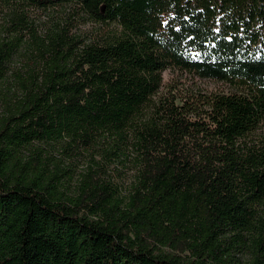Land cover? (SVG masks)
<instances>
[{"label":"trees","instance_id":"trees-1","mask_svg":"<svg viewBox=\"0 0 264 264\" xmlns=\"http://www.w3.org/2000/svg\"><path fill=\"white\" fill-rule=\"evenodd\" d=\"M0 2L73 3L114 26L83 45L55 31L50 57L16 74L0 117V264H264V139H248L264 124V0ZM20 39L0 40V82ZM168 70L229 89L179 102ZM46 146L100 160L72 188ZM124 147L127 194L106 170Z\"/></svg>","mask_w":264,"mask_h":264},{"label":"rangeland","instance_id":"rangeland-1","mask_svg":"<svg viewBox=\"0 0 264 264\" xmlns=\"http://www.w3.org/2000/svg\"><path fill=\"white\" fill-rule=\"evenodd\" d=\"M16 3L0 2V40H11L20 37L19 45L11 62V71L6 78L0 82V95L5 96L6 100L0 101V117L8 113L11 104L17 94L11 92L12 86L16 81V74L21 70L25 73L27 66L44 62L50 57L46 51L50 48L51 37L55 31L62 28L66 29L68 35L83 44L102 42L114 29L113 25L97 23L90 20L75 4L61 3L46 8H20L17 9ZM17 13H24L26 23L16 18ZM229 89L224 82L213 79H200L199 77L176 70H168L164 74L163 92L175 94L181 98L202 92H223ZM251 141L264 139V124L248 137ZM114 142V141H113ZM59 162L62 168H69L65 177L73 174L72 188L78 182L81 174L89 166H96L95 160H100L96 148H91L83 152L78 158H69L61 153L46 146ZM118 161L111 162L106 167L107 172L113 176V180L118 183L127 194L134 182L135 161L127 156V150ZM72 169V171H71ZM243 264L249 260V254L244 252L238 255Z\"/></svg>","mask_w":264,"mask_h":264}]
</instances>
